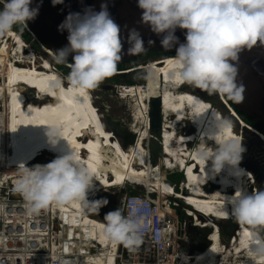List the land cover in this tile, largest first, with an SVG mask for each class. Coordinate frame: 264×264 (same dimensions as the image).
Returning <instances> with one entry per match:
<instances>
[{
  "label": "bare ground",
  "instance_id": "bare-ground-1",
  "mask_svg": "<svg viewBox=\"0 0 264 264\" xmlns=\"http://www.w3.org/2000/svg\"><path fill=\"white\" fill-rule=\"evenodd\" d=\"M40 46L44 50L42 56H37L14 28L0 35V173L5 175L4 184L11 185L10 189L13 190L21 163L30 168L36 164H46L74 148L78 159L94 173L93 185L86 193L88 200L99 189L127 182L143 183L150 190L157 189L181 200L186 205V214L196 220L195 225L212 228L206 236L208 243L203 249L193 256L183 254L180 264H264V257L250 258L248 244L254 231L252 228L240 224L225 245V239L222 241L218 226L213 221L232 218L230 205H225L229 214L221 209L224 204L223 195L233 194L236 187L252 192L256 189L255 179L251 171L241 164L239 167L245 171L239 176L233 175L228 167L219 174L207 175L211 162L205 166V162L195 155L196 149L202 144L215 147V142L206 134L214 132L211 127L214 117H225L223 114L226 113L194 92L182 89L186 83L170 74L169 61L174 55L150 61L147 64L151 68L147 71L146 83L125 84L113 89L111 97L127 101V105L132 108V120L130 124H123L118 118L109 115L111 124L107 127L102 117L103 114H112L110 108L105 103L101 112L95 105L91 91L81 93L66 81L59 92L50 86L51 80H63L66 76L53 65L54 53ZM47 53L50 55L48 59L43 57ZM157 94L161 96L163 118L158 141L161 156L153 161L149 160L147 146L151 136L148 130V103L149 97ZM228 110L233 118L241 120L238 124L243 128L245 125L241 117L230 105ZM113 122L120 123L122 131ZM45 124L59 126L64 138H59L52 145L46 136L48 126ZM227 136L242 138L233 126L223 133L215 132L216 141ZM43 152L47 153L45 157H42ZM161 166L182 173L183 182L178 184L180 189L182 186L186 189L185 194L175 191L174 186L161 179ZM209 186H213V189L208 190ZM12 190L13 196L20 199L9 203L5 199V205L0 200V229L10 225L18 233L19 237L15 240L23 243L21 246L29 241L28 245L30 243L31 247H35L37 242L48 239V236L33 234L38 231L36 229L42 228L45 231L43 234L50 235V242L53 239L51 234L56 232L52 229L53 222L46 220L42 225L40 222L43 221H39L34 226L36 220L30 219L33 215L26 214L25 201ZM48 207L50 211L57 210L56 218L60 226L57 232L62 234L58 243L53 241L54 244H51L55 251L68 254L71 242L75 244L76 252L81 254V261L85 264L92 257L111 260L115 256L117 242L105 235V221L91 216L88 207L79 201L63 204L52 202ZM7 218L15 221H7ZM26 231H29L27 235ZM166 233L169 239L170 228H166ZM5 235H0L4 241ZM60 241L68 242V245L62 246ZM89 248L95 250L90 253ZM3 250L11 251L10 248H0V252ZM55 256L63 261L62 264H69V255ZM4 260L1 259L0 264L5 263ZM75 264H79V261L75 260Z\"/></svg>",
  "mask_w": 264,
  "mask_h": 264
},
{
  "label": "clouds",
  "instance_id": "clouds-1",
  "mask_svg": "<svg viewBox=\"0 0 264 264\" xmlns=\"http://www.w3.org/2000/svg\"><path fill=\"white\" fill-rule=\"evenodd\" d=\"M51 3L56 5L63 0H51ZM137 4L143 10L141 21L154 33L164 34L160 44L165 50L177 43L178 37L174 34L177 27L187 30L185 42L178 44L169 61L171 75L208 95L226 96L234 102L243 99L244 87L236 81L234 62L242 50L251 49L258 41L264 45V0H137ZM0 5V35L11 31L14 25L27 27L28 21L35 19L39 12V5L31 6L32 0H0ZM65 29L68 44L55 50L53 60L65 63L69 61V54H73L68 64L70 71L63 80H51L50 86L59 92L66 81L81 93L94 90L117 71L123 48L120 27L102 4L99 11L68 13L58 25V30ZM127 41L129 54L144 51V41L137 30H129ZM45 125L52 145L64 138L59 126ZM232 126L227 117H214L211 123L214 132L206 135L215 142V147L207 144L197 147L195 155L205 166L211 162L207 175L219 174L226 167L235 176L245 171L239 167L246 150L242 138L215 139V132L223 133ZM18 173L12 191L22 197L30 214H38L52 202L72 201L91 206L90 210L98 213L108 202L105 198L91 201L86 198L95 177L78 159L74 148L46 164L30 168L21 163ZM223 196L222 211L229 214L225 205H230L235 221L254 230L249 237L250 258L264 257V189L249 193L236 187L233 194ZM103 218L104 232L110 240L130 249L139 248L143 243V217L137 209H130L126 216L116 208Z\"/></svg>",
  "mask_w": 264,
  "mask_h": 264
},
{
  "label": "water",
  "instance_id": "water-1",
  "mask_svg": "<svg viewBox=\"0 0 264 264\" xmlns=\"http://www.w3.org/2000/svg\"><path fill=\"white\" fill-rule=\"evenodd\" d=\"M102 4L106 5L111 18L120 27L123 48L121 60L118 64L135 60L146 51L175 52L178 44L185 42V33L187 30L177 27L174 33L175 36L178 37L177 43L174 44L171 49L165 50L160 44V40L164 34L161 33L158 35L154 33L151 31V28L147 23L141 21V13L143 10L138 7L137 0H63V3L56 5H53L51 0H32L31 6L34 7L39 5V12L35 19L28 21V27L44 47L55 53V50L63 48L68 44L67 30H58V25H60L65 19V16L68 13L79 12L83 14L85 11H99ZM131 29H135L139 32L145 46L144 51L135 55L127 52V49L130 47V44L127 41V36ZM149 40H152L153 43L148 44ZM72 55L73 54L70 53L68 56L70 62L72 60ZM164 57L165 55H163L162 58ZM234 63L237 67L236 81L244 87L243 99L240 102H234L229 98L227 99L241 115L247 116L253 120V122L258 124L260 128L264 129V45L260 44L258 41L251 49L242 50L239 53L238 60ZM161 104V96L159 94L153 96L149 102L148 130L154 131L157 135L161 132L163 119L161 114ZM103 118L108 124H111L109 116L105 115L102 117V120H104ZM231 121L233 122L234 120L232 119ZM113 124L122 131V125L120 126L117 122H113ZM233 128L235 130L234 123ZM235 132L237 133L236 130ZM149 152L153 155L155 153L159 154V143L151 142ZM240 164L249 169L253 174L256 190L264 189V167L263 170L259 172L254 166H246L242 161ZM212 189L213 186L208 187V190ZM249 193H251V191ZM213 221L217 224L220 235L227 236L228 238H231L233 232H235L240 225L233 217L226 220L214 219ZM196 229L198 230L199 235L194 238L193 242L195 243L197 241L199 246H201V250L208 243L206 236H208L207 234L210 233L212 228H210V226H197ZM185 249L186 246H182V250L185 251ZM190 249L191 248L188 247V250Z\"/></svg>",
  "mask_w": 264,
  "mask_h": 264
},
{
  "label": "rangeland",
  "instance_id": "rangeland-1",
  "mask_svg": "<svg viewBox=\"0 0 264 264\" xmlns=\"http://www.w3.org/2000/svg\"><path fill=\"white\" fill-rule=\"evenodd\" d=\"M13 28L15 30H17L19 33L24 34V40L31 46L32 50L34 51V53L37 56H42L41 52H43L44 49L42 47H40V45L36 41L30 42L32 37L27 32V30H25L21 25H20V27H17V25H14ZM43 57L48 59V58H50V55L47 53ZM162 57L163 56L161 54L154 53V54H150V55L146 56L145 58L137 60V62L138 63L139 62L140 63L141 62L149 63L153 59H156V60L159 58L162 59ZM53 65L60 71V73H63V75H65V76H67V74L70 71L68 66L67 67L64 66L66 64L63 65L61 63H56L53 60ZM146 82H147V79L143 78V82H141V83H146ZM101 83H103V84L111 83V84H116L118 86H121V85L124 86L125 85V83L118 82V81H116V79H111L110 77L106 78ZM126 84H130V83H126ZM137 84L131 83V85H137ZM113 89H114V87H113ZM101 93H102L101 96L99 95L100 99H98L97 101H94L95 105L97 107H100V106H103L105 103H107V105L109 106L110 111L112 113V114H108V116L110 115L114 118H118L119 120H121L123 122V124H130V122L132 120V113H131L132 108H130V106L127 105L128 102L124 101L122 99H119L116 96L111 97L112 92H109L108 90L105 92H101ZM100 109H101L100 111L103 112V109L102 108H100ZM103 115L105 116V114H103ZM223 115L225 117H229V115L227 113L223 114ZM106 125H107V127H110V125L107 122H106ZM153 135H155V134H153ZM120 137L122 138V136H120ZM159 140H160V136L155 135L154 142H158ZM147 146L149 147V142H148ZM42 155H43L42 157H45L47 155V153L43 152ZM160 156H161L160 153L157 154L153 158H150V155H149V160L152 159L153 161L154 160L156 161ZM160 177L167 184L174 186L175 191L182 192L184 194L186 193V189H184L183 186L181 189L179 187V184H181V182H183V176H182L181 172L177 173L175 171L168 170L166 167L161 166ZM4 178H5V175H2V173H0V200L1 201L3 200V202H4V203H2L3 205L6 204V200H7V203H9V202H12L14 200L20 199V198H15V196H13V194L11 192L12 189H10L11 185L4 184V181H5V180L3 181ZM3 189H4V191H1ZM135 193L149 195L152 199L159 200V202L161 204L165 200L162 196H167V201L171 205V214H173V224L175 227L174 232L176 234L174 236L173 242L170 243V245H167L166 250L161 251L160 254H158V252L156 250L152 249L150 246L145 245L144 241L139 246V248H136V249H130L128 247H125L123 244L117 242L116 248H115L116 256L125 258L126 259V261H124L125 264H180V257L183 254L193 256L195 253H197L200 250L201 246H199V243L197 241L195 243L193 242L194 238H196L199 235L198 230L196 229L197 225H195L196 220L194 219V217L186 214V210H185L186 205L181 200H178L177 198H175L172 195H167V194L160 192L157 189H153V188H152V190H150V188H148L147 186H144L143 183L139 184V183L127 182V183L120 185V186H113V187H109V188L99 189L94 194V196L91 200L105 198L108 201L107 204L100 207L98 213H94L93 211H91L90 210L91 206L88 207L87 211L91 216H94L96 218L104 220L103 217L107 212L114 210L116 208H119L120 201H121L122 197H124L126 195H130V194H135ZM43 210H41L38 214H31L30 215V213L28 214V212H26V214L30 215V216L33 215V218H30V219L37 221V222L34 221L35 222L34 226L38 225L39 221H43V222H40L42 225L46 223V220L53 222L52 229H54L56 232L54 234H51L53 239L50 238L51 241L49 242L50 235L48 233L43 234L45 232L44 229L41 228L39 230V229H36V227H35V229L38 231L34 232L32 230H29L31 232H34L33 234L48 236V239H45V241H43V242L39 241V242H37L38 243L37 246H35V247L32 246L31 250L33 249L32 251H37L38 249L36 247L40 246L42 253H46V251H47L46 247H45V245H46L48 248V252L52 251L54 255L65 254V255L71 256V254L69 252L71 251V247L75 246V244H72L71 242H69L68 254H67V252L61 253V251H55V249L52 248L51 244H54L52 242L54 241L55 244L58 243V239L62 236V234H59L57 232V230H59V228H60V226L58 225L59 222L56 218L57 210L56 211H54V210L50 211L49 207L44 208ZM47 210H49V212ZM40 214H41V216H40ZM45 215H47V216H45ZM6 220L7 221H15L13 218H7ZM27 222L31 224L30 221H27ZM183 222H185V225H186L184 229H183ZM23 231H24V229L21 230V232H23ZM28 232L26 231V235ZM0 235H5V236H3V237H5V241L2 238H0V248H3V249L10 248V250H11L10 252H8V250H6V251L3 250L2 252H0V254H3V255H0V262H2L1 259L5 258V260H4L5 263H3V264H8V261L6 260V258L9 255H7V253L8 254H11V253L22 254L25 252H23L21 250L26 249L25 251H29L28 247H31L30 243L28 245L29 241L26 242V244H24V246H21V244L23 245V243H20L19 241L15 240L19 237V235L15 231L14 228L10 227V225L0 229ZM21 235H23V234H21ZM6 236H7V238H6ZM20 237H22V236H20ZM221 238H222V241H224V239H225L223 244L227 245L228 240L230 238H228L227 236H221ZM2 240H3V242H2ZM61 242L63 243L62 246H64V247H66V245H68V242L64 243L63 241H60V243ZM60 243H59V245H60ZM11 244L12 245L14 244V246H12ZM182 246H186L185 251L182 250ZM17 247H19L18 251L16 249ZM188 247H190L191 249L188 250ZM13 248L16 251L15 250L12 251ZM76 249L77 248H75L74 250L76 251ZM94 250H95V248H89L90 253H92ZM76 253H78V252H76ZM132 257H134L135 259H131ZM128 258H130V259H128ZM24 264H26V263H24ZM30 264H34V263H30ZM72 264H75V261Z\"/></svg>",
  "mask_w": 264,
  "mask_h": 264
},
{
  "label": "built area",
  "instance_id": "built-area-1",
  "mask_svg": "<svg viewBox=\"0 0 264 264\" xmlns=\"http://www.w3.org/2000/svg\"><path fill=\"white\" fill-rule=\"evenodd\" d=\"M2 7V5H0ZM32 37L30 42L36 41L39 45L41 42L38 38L32 33L30 28L21 25ZM21 35V33H20ZM42 45V44H41ZM43 46V45H42ZM41 47V46H40ZM64 64L68 65L70 62H65ZM260 134V133H259ZM263 137L262 134H260ZM165 200L161 204L159 200L152 199L149 195L145 194H130L122 197L120 201L119 208L122 210L124 215L129 214L130 209H137L139 213L142 215L143 220V241L145 245L150 246L152 249L156 250L158 254L161 251H165L167 245L173 242L175 232H174V224H173V214H171V205L167 201V196H162ZM185 222H183V229L185 228ZM166 228H170V238L168 239V234L166 233ZM168 239V240H167ZM73 246V245H72ZM46 247V253H42L40 246L36 247L37 251H25L23 249L22 254L11 253L6 258L8 264H15L16 262L20 264L24 263H34V264H62L63 261L60 258H57L52 251L48 252V248ZM31 249L32 247H28ZM76 247H71V251L69 252L71 256H69V264H72L75 260L79 261V264H85L81 261V254H77L74 250ZM17 251L19 247L16 248ZM14 249H12L13 251ZM78 256V257H76ZM130 259V258H128ZM131 259H135L132 257ZM84 261V260H83ZM125 258L115 256L109 259L99 260L96 257H92L87 264H125Z\"/></svg>",
  "mask_w": 264,
  "mask_h": 264
},
{
  "label": "flooded vegetation",
  "instance_id": "flooded-vegetation-1",
  "mask_svg": "<svg viewBox=\"0 0 264 264\" xmlns=\"http://www.w3.org/2000/svg\"><path fill=\"white\" fill-rule=\"evenodd\" d=\"M17 27H20V25H17ZM21 36L24 39V34H21ZM154 53H156V52H152V54H154ZM157 53H159L163 56V53H161V52H157ZM142 58H145L143 54L140 57H138L135 60H132L130 62L123 63V64H117V71L112 76H110V78L116 79V81L123 82L125 84L126 83L137 84V83L143 82V78L147 79V71L151 68V66L147 65L148 63H143V62L138 63L137 62V60L142 59ZM153 60H156V59H153ZM157 60H160V58ZM68 62H70V61H68ZM61 64L64 65V63H61ZM64 66L67 67L68 65H64ZM113 87L115 89H117L120 86H118L116 84H111V83H109V84L101 83L96 89L90 90L93 97H94V101H97L98 99H100V96L102 94L101 92H105L107 90L109 92H112ZM183 89L187 90V91L194 92V93L200 95L201 97H203L204 99L210 101L214 106H217L221 110L222 113H227L229 115V117H227V118L234 120L233 123L235 126V130L237 132H240V134L242 136V144L244 145V147L246 149L242 154V157H243L241 160L242 163H244V165L249 166V167L254 166L255 168L258 169L259 172H261L263 170V167H264V140L260 134H262L264 136V132L262 130H260L258 127H255L254 125H252L251 122L245 118V116L237 113L241 117V119L244 121L243 124L245 125L243 128L241 126L239 127L238 123L241 120L238 119L237 117L233 118L229 114L230 112L228 110V106L229 105L231 106V104L228 102L226 96L215 95V94L214 95H208L205 91H202L201 89L193 87L187 83L183 86ZM149 99L151 100L150 97H149ZM148 105H149V103H148ZM148 107H149L148 109H150V105ZM99 108H102V106H100ZM231 108H233V107L231 106ZM104 121H106V120L104 119ZM149 133H151L150 134L151 136L147 141L149 142L148 149L150 151L151 142H154L155 135L157 136V134L152 130H149ZM153 134H155V135H153ZM148 142H147V144H148ZM149 154H150V158H153L158 153H155L153 155L151 152H149Z\"/></svg>",
  "mask_w": 264,
  "mask_h": 264
},
{
  "label": "trees",
  "instance_id": "trees-1",
  "mask_svg": "<svg viewBox=\"0 0 264 264\" xmlns=\"http://www.w3.org/2000/svg\"><path fill=\"white\" fill-rule=\"evenodd\" d=\"M152 52H158V51H146V52H144L143 53V55L146 57V56H148V55H150V54H152ZM161 53H163V55H165V56H170V55H175V52H173V51H167V52H161ZM228 100V99H227ZM228 102L231 104V102L228 100ZM231 106L233 107V109L236 111V113H239L240 114V112L231 104ZM245 118L248 120V121H250L251 122V124L252 125H254L255 127H258L260 130H262L263 132H264V129H262V128H260L259 126H258V124H256L255 122H253V120H251L250 118H248L247 116H245Z\"/></svg>",
  "mask_w": 264,
  "mask_h": 264
}]
</instances>
